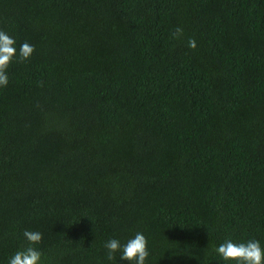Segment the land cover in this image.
<instances>
[{"label":"trees","instance_id":"trees-1","mask_svg":"<svg viewBox=\"0 0 264 264\" xmlns=\"http://www.w3.org/2000/svg\"><path fill=\"white\" fill-rule=\"evenodd\" d=\"M0 30L35 47L0 87V264L25 230L41 264L264 248V0H0Z\"/></svg>","mask_w":264,"mask_h":264},{"label":"clouds","instance_id":"clouds-1","mask_svg":"<svg viewBox=\"0 0 264 264\" xmlns=\"http://www.w3.org/2000/svg\"><path fill=\"white\" fill-rule=\"evenodd\" d=\"M183 35V29L177 27L174 37L179 39ZM188 47L195 49V39H189ZM35 52V47L24 42L17 52L16 41L5 31L0 30V87L8 85L7 69L14 59L28 60ZM28 246L17 251L9 260V264H41L42 253L35 246L42 241V233L25 230L23 233ZM105 248L108 250L109 261L119 258L128 264H145L149 256L148 240L142 232H137L134 237L128 239L123 245L118 239H110ZM216 253L224 260L234 264H264V248L259 241L248 240L247 242H234L231 238L226 239L216 249Z\"/></svg>","mask_w":264,"mask_h":264}]
</instances>
